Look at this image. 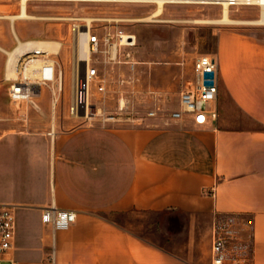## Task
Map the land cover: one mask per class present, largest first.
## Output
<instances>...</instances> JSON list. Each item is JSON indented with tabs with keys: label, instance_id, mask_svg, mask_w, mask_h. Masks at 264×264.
<instances>
[{
	"label": "crops",
	"instance_id": "0c3cea01",
	"mask_svg": "<svg viewBox=\"0 0 264 264\" xmlns=\"http://www.w3.org/2000/svg\"><path fill=\"white\" fill-rule=\"evenodd\" d=\"M240 7L231 9L236 19L261 17L257 5ZM236 24L216 34L217 114L203 125L189 115L163 126L81 123L69 110L71 84L57 99L73 72V55L57 58L60 44L36 110L0 132V204L14 214V264H51V229L41 221L49 204L75 212L53 232V264H210V243L201 256L196 246L210 239L216 213L238 217L251 264H264V20ZM43 86L49 97L39 103ZM126 212L165 217V229L152 227L161 240L129 230L117 219Z\"/></svg>",
	"mask_w": 264,
	"mask_h": 264
},
{
	"label": "rangeland",
	"instance_id": "374dc122",
	"mask_svg": "<svg viewBox=\"0 0 264 264\" xmlns=\"http://www.w3.org/2000/svg\"><path fill=\"white\" fill-rule=\"evenodd\" d=\"M19 0H0V14L18 11ZM161 13L166 21L130 20L124 22L125 29L135 36V43L123 52L135 61L134 68L121 65L123 84L119 81L118 65L106 66L103 73L104 90L90 91L93 115L80 117L81 123L100 124L109 127L142 126L151 124L163 126L169 120V114L179 106V94L190 88L194 82L192 62L202 54H214L216 34L219 28L231 27L236 23L193 22V18H215L220 15L221 5L203 3H170ZM155 5L130 1L79 2L32 0L27 3V11L46 18L16 19L14 29L21 39L47 38L58 39L63 44L59 55L60 62L72 57L69 21L60 16L108 15L137 19L148 15ZM234 8V7H232ZM230 7L229 16H233ZM236 8V7H235ZM241 9L242 7H237ZM237 8L235 11H237ZM15 38L7 18H0V46L11 48ZM6 54L0 50V132L16 123L24 122L27 109H35L30 103L13 102L7 96L10 78L4 76ZM123 58V57H122ZM69 69V68H68ZM69 74V71L67 72ZM69 75L64 76L63 91L57 99L65 100L66 90L71 84ZM49 90L41 88V100L48 101ZM37 102L38 96L33 97ZM123 99L124 106H118ZM36 110V109H35ZM117 219L129 230L144 236L161 240L162 234L152 232L154 222L159 230L165 229V217L156 214L126 212L117 215ZM173 222V220H172ZM210 243L206 236L197 241L196 255Z\"/></svg>",
	"mask_w": 264,
	"mask_h": 264
},
{
	"label": "built area",
	"instance_id": "2783aa9c",
	"mask_svg": "<svg viewBox=\"0 0 264 264\" xmlns=\"http://www.w3.org/2000/svg\"><path fill=\"white\" fill-rule=\"evenodd\" d=\"M32 1V0H27ZM48 1H79V2H108L112 0H48ZM115 1V0H113ZM225 1L229 7L241 5H257L260 14L264 13V0H163L167 3H203L218 4L222 6ZM127 2V1H126ZM139 3H153L155 1H130ZM59 19L69 21V33L71 36V49L74 53L75 43L80 42L82 47L86 45L88 53L86 57H76L73 54V72L71 80V95L69 110L75 114L85 116L92 104L87 103V97L94 88L96 91L104 90L103 73L106 66H117L119 81L123 84L121 65H127L129 69L134 68L135 61L129 56V52L123 50L130 48L135 43V36L125 29L124 22L130 18L121 16L93 15V16H60ZM55 54L52 51H42L33 47L24 52V60L21 69L10 78L7 85L8 98L16 103L26 102L32 106L33 97L39 95L42 84L54 79L53 61L49 56ZM123 57V58H122ZM38 60L32 68L31 73L25 72L27 63ZM101 65L103 70H99ZM194 70V82L190 88L182 90L179 94V106L170 112V119H181L189 115L194 125H203L216 117V109L212 106L217 95V63L213 54H202L192 62ZM113 69V68H112ZM104 71V72H103ZM212 71V84H204L203 72ZM60 70L57 77L60 78ZM118 106L122 108L124 102L119 101ZM34 107V106H33ZM89 112V111H88ZM89 115H93L90 111ZM87 117V116H86ZM75 212L68 209H60L53 204L42 208L41 221L50 226L51 240L50 250L47 255L48 261L53 264V232L66 229L74 221ZM14 214L12 206L0 204V264L15 262L9 257L14 238ZM251 248L248 229L241 223L233 213H216L210 223V264H251Z\"/></svg>",
	"mask_w": 264,
	"mask_h": 264
},
{
	"label": "bare ground",
	"instance_id": "6f19581e",
	"mask_svg": "<svg viewBox=\"0 0 264 264\" xmlns=\"http://www.w3.org/2000/svg\"><path fill=\"white\" fill-rule=\"evenodd\" d=\"M113 1V0H112ZM115 1H138V0H115ZM144 1H155L156 5L153 8V10L146 16L137 18V19H129V20H144V21H166V19L160 18L161 13L163 11V0H144ZM186 1V0H184ZM18 11L15 13H6V14H0V18H7L10 23L11 31L13 32L14 38L16 40L15 44L11 48H4L0 46V50L3 51L6 54V58L4 61V76L6 78H12L16 75V73L21 69L22 61L24 60V52L29 51L33 47L39 48L42 51H52L56 53L58 51L61 41L58 39H47V38H30V39H21L16 34L14 29V21L16 19H30V18H46L42 15H35L31 14L27 11V0H19L18 2ZM264 10V9H262ZM229 6L225 1L222 2L221 6V12L218 17L215 18H193V22H209V23H248V22H254V23H260L262 20H264V17H261L256 20H239L236 18H232L229 16ZM264 12V11H262ZM88 53L86 45L82 47V45L79 43H75L74 46V58L76 55L78 57H86ZM38 63V60H33L29 63H27L25 67V72L30 74L32 68ZM121 103H123V99L120 100ZM87 103L90 102V97L88 95L87 97ZM33 106L36 108V103L34 102ZM72 114H75L72 112ZM85 116L90 117L89 112L87 111Z\"/></svg>",
	"mask_w": 264,
	"mask_h": 264
},
{
	"label": "water",
	"instance_id": "95a60500",
	"mask_svg": "<svg viewBox=\"0 0 264 264\" xmlns=\"http://www.w3.org/2000/svg\"><path fill=\"white\" fill-rule=\"evenodd\" d=\"M203 76H204V78H209V79H205L204 80V84H207V85L212 84V80H211V78L213 76V72L212 71H204L203 72Z\"/></svg>",
	"mask_w": 264,
	"mask_h": 264
}]
</instances>
